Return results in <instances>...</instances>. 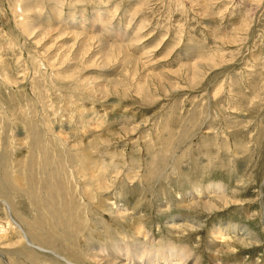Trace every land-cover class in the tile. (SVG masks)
Returning a JSON list of instances; mask_svg holds the SVG:
<instances>
[{
	"label": "rangeland",
	"instance_id": "1",
	"mask_svg": "<svg viewBox=\"0 0 264 264\" xmlns=\"http://www.w3.org/2000/svg\"><path fill=\"white\" fill-rule=\"evenodd\" d=\"M211 183L233 202L177 203ZM3 201L11 219L48 225L50 205L75 207L76 244L90 248L107 244V224L118 239L142 224L172 240L167 222L182 216L195 224L175 244L201 264H264V0H0V264H96L7 247L21 237ZM224 223L258 243L214 259ZM65 233L48 231L59 255Z\"/></svg>",
	"mask_w": 264,
	"mask_h": 264
},
{
	"label": "bare ground",
	"instance_id": "2",
	"mask_svg": "<svg viewBox=\"0 0 264 264\" xmlns=\"http://www.w3.org/2000/svg\"><path fill=\"white\" fill-rule=\"evenodd\" d=\"M100 18L102 19L101 15H98L95 18L94 21H96V24H97V20L101 21ZM81 24H83V23H81ZM76 151H78V150L76 149ZM100 172L102 173V171H100ZM91 173H92V176H90V178H89L90 179L89 180L90 183L97 190H102L103 189V185L97 186L96 176L93 174V172H91ZM75 175H77V174H75ZM78 176L81 177L79 174H78ZM78 187H79V185H78ZM197 187H193L194 188L193 191H188V192H186V194L181 195L182 197L178 199L177 203L182 204V206H184L185 208H188V206H192L194 204H201L202 206H204L205 209H207L209 207V205H211V203L204 202V201H202V199L204 197H206L208 194L209 195L210 194L214 195L215 196L214 198L217 199L218 201H224L225 200L226 203L233 202L230 199V197H228L226 195V193H224V192H226L225 188L222 187L219 184H212L211 183L205 188H197ZM80 189H82V188H80ZM221 191L222 192L224 191L223 194H222ZM85 193L87 194L86 191H85ZM100 194H101L100 196H101L102 199L99 197V199L101 200V202L100 201L99 202H100V205H102V208L99 205H96V206H99V208L101 210L98 213H103L104 214V211L107 210V209H104V207H105L104 204L111 200V198H110L111 194L110 193L109 194H105V192L100 193ZM68 196H69V194H68ZM93 196H94V194H93ZM84 198H85V196H84ZM88 198L89 197H87V201H88ZM95 198L93 197V199L91 200L90 203H95L93 201ZM67 199L68 198H66V200ZM74 199H76L75 195H74ZM68 200H70V199H68ZM67 202L69 203V201H67ZM77 202H75V203H77ZM84 203H86V202H83V204ZM96 203H98V202H96ZM73 204H74V202H73ZM3 205H4V208L7 209L8 215L10 214L9 215V218H10L9 223L7 221L8 226L14 227V228H12L13 232H16V230H17L16 227H17L19 229V231H20L19 234H20V237H21V241H20L21 243L15 241L14 243L13 242L9 243L7 247L20 246V248H22L24 246L21 247V245H25V247L27 246L29 248H32L36 252H38L39 254L41 253V255L50 252V254H54L58 260L61 258L62 260H66V259L70 260V259H72L73 261H75V260L77 261V260H80L79 258L82 257V254L83 255L85 254L87 259L90 262L96 263V264H201V262H200L201 259L199 258V256L194 258V254H193V251H192L191 248H188L186 245L185 246L182 245V246L179 247V245L177 246L175 244V242H177V240H178V239L176 240L175 238H179V237H177L178 235H175V234H180L178 232L179 229H181V227H186V228L192 229V226H194V224H195V223L193 224L192 222H188L182 216H180L179 219L178 218H172L171 220H169L167 222L168 225H169L168 233H171L170 234L171 237L173 235V239L172 240L165 241V242H159V243L156 242L154 240L152 234H150V231L145 230L144 225H142V224H137L134 227L133 233H131V234L127 233L128 236L124 235L122 238L120 237L118 239L117 236L113 234L114 232L111 231V228H109V226L107 224V225H104V228H103L104 229V233H105L104 235L109 236L108 241L106 240L107 244L105 242H104L105 243L104 244V243H98L96 241L97 242V246L93 247V248H90V247H88V244H85V245H82L83 243L82 244L79 243L78 245L76 244L77 243L76 240H78L76 238V235H77V233H79L82 230V225L83 224L81 225V222L78 221V219L76 218L78 216H77V212H76L77 210H76L75 207H74V209L71 208V210L70 209H67L65 211L63 210V212H62L63 214L59 213V215L57 216L56 214L54 215V213H52L54 211L53 207H52L53 204L50 205L49 206L50 207L49 210H50L51 213L47 215V219L50 218V215H51V219L49 220V225H48L47 223L44 224L45 222L41 221V218L39 217L38 213H36L38 215L37 218H34V217L30 218V216H29L28 219H25L24 217L19 216L20 214L16 213V217H15L16 219L13 220V219H11V217L13 216V214H12L13 209L11 207V204L8 203L7 201H3ZM58 207H59V205H58ZM58 207H56V208H58ZM87 207H86V210H88ZM211 207H215V206H211ZM46 208L47 207H44L45 210H46ZM90 208L91 207L89 206V209ZM93 208L94 207H92V209ZM161 208H163V205H161L159 209H161ZM166 208L170 209L171 207L168 206ZM63 209H66V208H63ZM79 209H80V213H78V214H82L81 213L82 208H79ZM128 209L126 208L124 212L122 210H118L119 212H117V210H116L115 213L117 214L116 216H118L117 219L121 220L122 219L121 216L124 215L123 213L128 211ZM95 210L96 209H94V212L92 211L94 214H95ZM60 211H62V210H60ZM7 212H6V214H7ZM69 212L71 213L72 224H70L71 221H70V219L68 217L69 216L68 214L66 215V217H63V216H65V213H69ZM78 212H79V210H78ZM162 212L163 211H160L159 213L162 214ZM112 213H114V212H112ZM94 214H90V215L94 216ZM37 215H35V216H37ZM60 216L62 217V219L60 218ZM86 216H88V214H86ZM84 217H85V215H84ZM123 218H124V216H123ZM79 220H82L81 216H80ZM113 220L114 219L111 218L110 221H113ZM88 221H87V223H85L86 227H87ZM103 222H105V221H103ZM103 222H101V223H103ZM93 223H94V221H93ZM45 225H47V227ZM90 226H92V225H90ZM121 226H122V224H121ZM61 229H64L65 232H66L61 237V240L65 241V244H64L65 245V248H64L65 255H63L64 254V252H63V254H62L63 256L56 253L58 251H56L57 248L55 249V246H54L55 241H56L55 237H51V239L53 238V240H51V243H49L47 241V239L49 238L48 237V231H53V232L57 233L58 235H60L59 232H60ZM9 230H11V229H9ZM92 230H90V232L87 234V237H88L87 241H90V242H92L90 239L95 237L94 234L97 233V232H95L93 234ZM211 232H212V236L213 237L210 240V243L208 242L209 243L208 245H209V249L213 253L212 257L214 259L218 258V255L225 254V253L228 252V250H230L232 245H230L229 242L238 243L239 245L241 244L243 246H251L252 244L255 245V244L258 243V239L255 236L253 237L252 234L250 233V231H248L242 225L238 226L236 224L235 225L234 224L233 225H229L228 223H226V224L224 223V225H222V224L218 225L216 228L211 230ZM14 234H16V233H14ZM130 235H132V236H130ZM97 236H99V235H97ZM90 242H89V244H92ZM93 244H94V242H93ZM13 249H15V248H13ZM15 250H18V249H15ZM5 251H7V250H5ZM24 251H22V253ZM35 251H33V252H35ZM13 252H15V251L13 250ZM33 252H32V254H33ZM7 253L10 254V252H7ZM11 254H12V252H11ZM16 254L18 256V253H16ZM12 256H14V255H12ZM22 256H24V255H22ZM36 256H37V254H36ZM19 257H21V256H19ZM19 257L15 256L16 259H18ZM34 257H35V255H34ZM27 259H28V257H27ZM8 261H9L8 264H14L13 260L11 259L10 256L8 258ZM29 262H28V264H29ZM33 262H34L33 264H35L38 261H36V262L33 261ZM18 264H20V263H18ZM50 264H53V263H50ZM58 264H59V261H58Z\"/></svg>",
	"mask_w": 264,
	"mask_h": 264
}]
</instances>
